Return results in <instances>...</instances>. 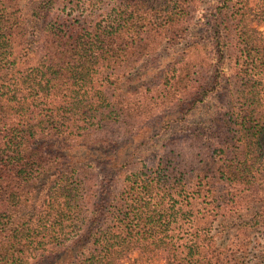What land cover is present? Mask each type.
<instances>
[{"label": "trees", "instance_id": "16d2710c", "mask_svg": "<svg viewBox=\"0 0 264 264\" xmlns=\"http://www.w3.org/2000/svg\"><path fill=\"white\" fill-rule=\"evenodd\" d=\"M21 1L0 0V264H225L216 244L205 237L223 210L217 182L231 190L255 176L249 159L226 157L227 144L214 140L216 132H206V147L217 165L209 173L182 168L177 155L160 161L156 156L152 165L126 175L121 191L105 190L101 203L92 196L88 170L53 149L62 144L68 150L88 140L103 121L118 123L124 131L136 123L133 117L204 102L209 91L227 94L228 86L216 77L213 86L200 83L191 99L185 93L191 85L182 84L195 80L183 74L185 63L172 81L150 91L143 82L135 90L122 84L136 80L130 78L152 54L151 41H180L188 11L177 0H153L163 6L112 0L104 21L88 26L91 0H35L28 16L20 10ZM219 11L221 16L226 12ZM143 16L149 17L147 23L136 21ZM126 29L131 37L122 36ZM239 38L247 53L243 79L248 76L250 82L262 71L254 72L253 48L245 35ZM29 57L32 66L22 70ZM231 107H225L218 123L236 129L233 139L239 135L242 145L236 150L248 146L250 136L261 143L263 116L251 117L243 101L229 115ZM35 141L41 145L34 146ZM40 184L33 204L31 195Z\"/></svg>", "mask_w": 264, "mask_h": 264}, {"label": "rangeland", "instance_id": "374dc122", "mask_svg": "<svg viewBox=\"0 0 264 264\" xmlns=\"http://www.w3.org/2000/svg\"><path fill=\"white\" fill-rule=\"evenodd\" d=\"M34 1L20 2L23 15H29L30 4ZM177 1L188 11L184 18L186 22L183 23V33L177 36L180 41L175 44L151 41L154 45L152 54L137 64L138 69L130 78L136 80L130 82L123 79V86L135 90L143 82L150 91L172 81L176 70L185 63L186 71L183 74L191 81L195 80L182 84L184 87L191 85L192 88L185 92L191 99L200 83H203L200 84L202 86H213L216 77L221 85L228 86L227 94L225 90L218 93L216 90L209 91L204 102L193 100L189 106L186 102L182 107L174 106L163 114L133 117L136 123L133 127L124 126V131L118 123L107 124L103 121L99 128L91 132L88 140L78 142L68 150L62 144L53 146V149L59 157L73 156L76 168L82 166L88 170L92 196L101 203L105 190L108 194L114 190L121 191L126 175L152 165L149 162L156 156L159 159L165 155L168 158L170 154L177 155V162L182 168H199L209 173L217 165H214L215 155L206 147L210 138L206 132H216L214 140L227 144L224 147L226 157L231 159L235 155L238 162L247 158L254 164L250 172L255 180L251 179V183L246 184L239 183L231 190L224 181L217 182L223 210L219 211L214 230L205 237L216 244L217 249L214 250L221 254L220 259H224L225 264H264V139L258 143L255 137L250 136L246 139L249 145L236 150L242 146L237 142L239 135L237 140L233 139L238 134L236 129L228 127L229 134L222 123H218L220 116L227 111L225 107L232 104L230 115L237 111L235 107H239L240 101L250 105V114H254L251 117L262 115L261 120L264 121V0H192L189 4L185 0ZM110 3L112 0H91L87 3V25L104 21V13ZM164 3L153 2L157 6H163ZM220 7L226 11L222 16ZM18 15H21L20 11ZM136 21L147 23L149 17L143 16ZM27 30L24 24V32ZM240 33L245 35L253 48L249 55L258 60L254 72L262 71L256 79L250 78V82H247L248 76L243 79L246 74L243 63L247 53L242 51L244 42L241 44ZM131 35L132 31L126 29L122 36ZM20 43L22 40H17V44ZM24 60L26 63L22 70L34 62L30 57ZM135 106H139L137 102ZM127 130L129 132H125ZM36 141L34 146H40L41 142ZM40 188L41 184L31 195L33 204V196L35 198ZM227 204L229 207L226 210ZM224 221L227 223L224 224ZM138 256L139 253H136L134 257ZM156 264L166 263L158 261Z\"/></svg>", "mask_w": 264, "mask_h": 264}]
</instances>
